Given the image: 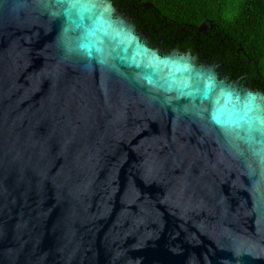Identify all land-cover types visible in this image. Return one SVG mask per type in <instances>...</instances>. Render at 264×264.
<instances>
[{
    "label": "water",
    "instance_id": "95a60500",
    "mask_svg": "<svg viewBox=\"0 0 264 264\" xmlns=\"http://www.w3.org/2000/svg\"><path fill=\"white\" fill-rule=\"evenodd\" d=\"M0 264H264V92L116 0H0Z\"/></svg>",
    "mask_w": 264,
    "mask_h": 264
},
{
    "label": "trees",
    "instance_id": "16d2710c",
    "mask_svg": "<svg viewBox=\"0 0 264 264\" xmlns=\"http://www.w3.org/2000/svg\"><path fill=\"white\" fill-rule=\"evenodd\" d=\"M221 57L238 82L264 92V0H116Z\"/></svg>",
    "mask_w": 264,
    "mask_h": 264
}]
</instances>
